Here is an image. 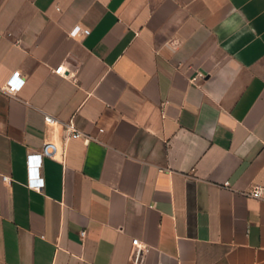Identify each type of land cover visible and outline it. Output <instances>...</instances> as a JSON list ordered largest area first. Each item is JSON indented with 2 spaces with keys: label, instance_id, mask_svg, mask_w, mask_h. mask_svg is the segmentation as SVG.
<instances>
[{
  "label": "crops",
  "instance_id": "0c3cea01",
  "mask_svg": "<svg viewBox=\"0 0 264 264\" xmlns=\"http://www.w3.org/2000/svg\"><path fill=\"white\" fill-rule=\"evenodd\" d=\"M0 264H264V0H0Z\"/></svg>",
  "mask_w": 264,
  "mask_h": 264
},
{
  "label": "built area",
  "instance_id": "2783aa9c",
  "mask_svg": "<svg viewBox=\"0 0 264 264\" xmlns=\"http://www.w3.org/2000/svg\"><path fill=\"white\" fill-rule=\"evenodd\" d=\"M90 33V29L81 28L79 26L75 27L71 34L74 36H83ZM58 74H64V66L60 65L55 69ZM25 80L20 77L19 72H15L7 81L4 91L7 94L14 95L20 91L24 85ZM46 121L51 123L54 121L52 116H47ZM66 138L71 139H83L85 142H89L94 139L93 136L83 133L75 124L73 120L64 122ZM103 131V129H100ZM59 153V147L54 142H44L42 149L36 153H29L27 156L28 166H29V185L35 189H41L44 186V178H42L38 172V168L41 165L42 159L44 157L56 158ZM3 180H10L7 176H2ZM228 186L229 183H226ZM262 189L256 187L252 192L251 196L259 198L262 196ZM82 236L85 235V231L81 233ZM148 250L147 246H144L138 238L133 240V255L138 260Z\"/></svg>",
  "mask_w": 264,
  "mask_h": 264
}]
</instances>
